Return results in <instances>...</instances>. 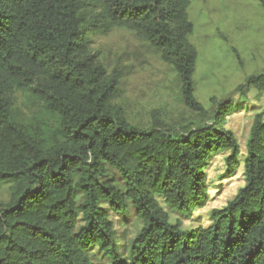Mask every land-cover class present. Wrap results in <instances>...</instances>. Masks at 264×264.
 Listing matches in <instances>:
<instances>
[{
  "label": "trees",
  "instance_id": "trees-1",
  "mask_svg": "<svg viewBox=\"0 0 264 264\" xmlns=\"http://www.w3.org/2000/svg\"><path fill=\"white\" fill-rule=\"evenodd\" d=\"M190 1L0 0V184L10 183L0 264H264L261 117L249 130L244 185L206 226L182 229L161 204L188 220L206 202L211 157L229 151L225 176L238 167L236 140L221 127L231 105L195 127L155 112L147 128L131 125L115 103L122 73L89 50L91 37L133 33L175 73L182 105L206 116L193 97ZM244 87L264 93V74ZM16 92L55 119L45 138L15 120ZM130 211L141 227L122 245L110 215Z\"/></svg>",
  "mask_w": 264,
  "mask_h": 264
},
{
  "label": "rangeland",
  "instance_id": "rangeland-1",
  "mask_svg": "<svg viewBox=\"0 0 264 264\" xmlns=\"http://www.w3.org/2000/svg\"><path fill=\"white\" fill-rule=\"evenodd\" d=\"M187 15L192 24L188 42L196 52L193 97L203 106L206 116L182 105L175 73L133 33L115 29L105 36L91 37L89 45L90 52L108 71L116 68L122 73L115 103L131 125L147 128L155 112L174 128L195 127L211 122L219 104L231 105L221 127L236 140L238 167L231 176H225L224 160L229 151L211 157L205 169L206 202L188 220L161 204L171 222L179 220L182 229L206 226L211 212L225 207L244 185L243 161L249 130L256 116L264 121V93L244 87L248 78L264 74V10L259 0H191ZM10 102L15 120L39 137L45 138L55 129V119L44 113L37 100L16 92ZM110 174L117 178L115 173ZM9 186L10 183L0 184V203L8 200ZM110 218L122 245L133 239L141 227L131 211L125 218L115 214ZM93 260L106 264L99 257Z\"/></svg>",
  "mask_w": 264,
  "mask_h": 264
}]
</instances>
